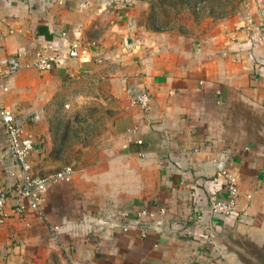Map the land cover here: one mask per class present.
<instances>
[{
	"label": "crops",
	"instance_id": "crops-1",
	"mask_svg": "<svg viewBox=\"0 0 264 264\" xmlns=\"http://www.w3.org/2000/svg\"><path fill=\"white\" fill-rule=\"evenodd\" d=\"M137 3L0 0L6 55L21 47L67 52L74 43L88 49L87 59L66 58L51 72L25 60L0 97L36 139L33 174L73 166L62 162L64 126L48 113L59 91L53 84L88 74L108 80L99 103L114 112L78 147L87 162L73 166V181L51 185L40 211L17 193L23 173L0 129V186L8 190L0 264H213L208 250L230 224L264 249V0L252 24L192 37L148 30ZM140 91L152 97L148 110L131 103ZM226 154L240 191L235 222L210 212L222 197L216 163ZM159 208L165 213L144 218L137 231H98L103 215Z\"/></svg>",
	"mask_w": 264,
	"mask_h": 264
},
{
	"label": "rangeland",
	"instance_id": "rangeland-1",
	"mask_svg": "<svg viewBox=\"0 0 264 264\" xmlns=\"http://www.w3.org/2000/svg\"><path fill=\"white\" fill-rule=\"evenodd\" d=\"M140 22L148 30L175 32L186 37L206 35L222 31L226 26L238 28L253 22V17L263 0H137ZM136 3L133 5L135 6ZM252 24V23H251ZM108 69V68H107ZM61 81V80H59ZM61 84H53L58 93L53 96V109L48 113L57 116L58 128L66 131V165L83 167L87 159L82 157L80 145L93 142L95 135L105 130V120L112 111L101 108L108 80L98 81L92 75L78 76ZM69 105L68 108L64 106ZM62 106V107H61ZM102 117V120L99 118ZM99 120V122H98ZM214 215L213 213H211ZM217 216V215H215ZM225 218V217H224ZM237 221L238 218H225ZM234 226V227H233ZM235 224L212 244L208 250L213 264H264V249H258L238 235ZM114 233V232H113ZM219 234V232H218ZM220 235V234H219Z\"/></svg>",
	"mask_w": 264,
	"mask_h": 264
},
{
	"label": "built area",
	"instance_id": "built-area-1",
	"mask_svg": "<svg viewBox=\"0 0 264 264\" xmlns=\"http://www.w3.org/2000/svg\"><path fill=\"white\" fill-rule=\"evenodd\" d=\"M87 56V47L84 48L79 43L72 44L67 52H64L59 46L40 49L35 52L21 47L12 55H6L0 46V97L8 93V80L21 70L23 62L27 59H33L34 63L32 65L37 70L51 72L60 68L66 58L84 60L87 59ZM131 103L134 107L148 110L151 108L152 97L147 92L140 91L133 96ZM33 120L37 121L38 116H34ZM0 129L8 138V152L13 156L23 173L17 186V193L22 200L28 202V206L40 211L49 187L53 184L71 183L74 179L75 169L73 166H66L62 170L49 175L40 176L33 174L30 157L36 149V139L26 132L24 123L17 119L13 110L3 106L1 103ZM139 144H142V142L139 141ZM1 163L2 149H0V177ZM228 165V154L222 156V160L216 163L218 181L222 188V197L215 196L210 205V212L225 218H238L240 199L238 179ZM7 196L8 190L0 186V222L5 217ZM164 213L165 209L159 208L153 212L144 211L134 217L135 214L130 211L118 210L98 218V231H111L114 233L137 231V229L142 227L144 218L155 219L157 215H163ZM143 230L145 233L146 228Z\"/></svg>",
	"mask_w": 264,
	"mask_h": 264
}]
</instances>
